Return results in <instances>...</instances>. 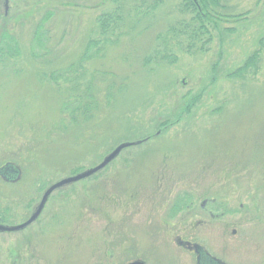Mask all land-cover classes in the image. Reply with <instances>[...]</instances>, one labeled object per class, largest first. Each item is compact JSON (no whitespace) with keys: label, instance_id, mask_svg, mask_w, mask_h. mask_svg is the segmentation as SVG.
<instances>
[{"label":"rangeland","instance_id":"374dc122","mask_svg":"<svg viewBox=\"0 0 264 264\" xmlns=\"http://www.w3.org/2000/svg\"><path fill=\"white\" fill-rule=\"evenodd\" d=\"M156 1L120 0L121 33L65 82L116 3L9 0L21 54L0 64V167L18 166L21 178L0 179V223L25 222L50 185L149 140L54 192L24 231L0 234V264H195L178 239L224 264H264V0H220L226 18L202 50L178 43L186 37L163 42L188 16L181 0L153 10ZM45 11L46 65L31 57ZM160 48L173 57L155 60ZM75 97L81 106L64 111Z\"/></svg>","mask_w":264,"mask_h":264},{"label":"trees","instance_id":"16d2710c","mask_svg":"<svg viewBox=\"0 0 264 264\" xmlns=\"http://www.w3.org/2000/svg\"><path fill=\"white\" fill-rule=\"evenodd\" d=\"M113 3H116L115 9L112 11L101 13L96 18L97 24V38H90L88 42L85 44L83 54L76 61L75 65H71L68 70H66V74L62 73L61 78L64 77V81H71L72 78L68 77L71 69L73 67L79 66L81 70L83 67L82 63L84 61H89L92 58H98L104 49L109 45L111 38L116 36V34H120L123 26L126 25V17L122 13L123 5L119 3L120 0H111ZM127 1V0H124ZM165 0H157L154 4L151 5V9H157L158 4H162ZM181 6L178 8L179 14H184L188 16V18H184L181 20H176L173 24L167 27V31L165 35L162 36L163 42H166L168 34L175 35L174 38L181 39L186 37V39H182L181 44L186 40L188 42V47L195 46L196 44H200V50L204 49V45L207 40L204 37L207 36L209 38L211 36V32L218 31L219 22L222 21V18H226V15H222L221 11L224 7L220 4V0H181ZM148 10V9H147ZM146 12H149L147 11ZM53 12L45 11L43 16L39 19L33 29L32 35V56L35 59H40V63L46 65L49 63L47 57L50 56V47H49V29H47V23L53 17ZM130 17V13L127 14ZM147 15V14H146ZM7 14H3L0 19V64H5L11 60H16L20 57L21 49L19 45V40L17 37L14 28L11 25H7L8 17ZM229 18V17H227ZM134 24V22H133ZM120 36V35H119ZM49 41V42H48ZM48 43V44H47ZM170 51L166 48H160L157 51H154V59L155 60H170L173 55L169 54ZM151 59V58H150ZM46 60V61H45ZM152 60V59H151ZM146 63H149V59L146 60ZM74 71V70H73ZM66 75V78L65 76ZM59 74L56 71H51L50 75L47 77L49 80L56 82ZM69 78V79H67ZM69 103V104H68ZM68 103H66L67 107L64 106V111L74 112L81 106V99L79 97H75L73 99H68ZM83 109H86L84 106ZM169 128V127H166ZM164 128V130H166Z\"/></svg>","mask_w":264,"mask_h":264},{"label":"water","instance_id":"95a60500","mask_svg":"<svg viewBox=\"0 0 264 264\" xmlns=\"http://www.w3.org/2000/svg\"><path fill=\"white\" fill-rule=\"evenodd\" d=\"M195 2V0H193ZM4 12L5 14L8 11V0H4ZM160 133L158 132L155 134V136H158ZM149 139H143V140H138L134 142H125L119 144L117 147H115L108 155H106L102 161L89 169H86L74 176L66 177L61 179L60 181L50 185L42 194L40 201L38 204L34 207L31 215L29 218L19 224V225H5L0 223V234H11V233H17V232H22L25 229H27L30 225L35 223L40 215L42 214L45 205L47 204L50 196L61 189L67 188L71 185H74L80 181L86 180L102 170H104L108 165H110L117 157L120 155V153L128 148L131 147H137L142 145L143 143L147 142ZM0 178L6 182V183H16L20 180L21 178V170L18 166L12 164V163H7L3 166L0 167ZM205 205V202L202 203V206ZM193 251L196 254V264H223L217 259L211 257L207 252L204 251V249L199 246V245H194L193 246ZM129 264H144L143 262H132Z\"/></svg>","mask_w":264,"mask_h":264},{"label":"flooded vegetation","instance_id":"af4514ba","mask_svg":"<svg viewBox=\"0 0 264 264\" xmlns=\"http://www.w3.org/2000/svg\"><path fill=\"white\" fill-rule=\"evenodd\" d=\"M201 208H204V206L201 205ZM175 242H176V245L179 246L181 249L187 250V251H189V253L191 255H193V257L195 258V264H196V254L193 251V245H191L190 243H187V242H185V241H183L181 239H178ZM218 261H220V260H218ZM133 262H143V261H141V260H134ZM221 263H223V262H221Z\"/></svg>","mask_w":264,"mask_h":264}]
</instances>
